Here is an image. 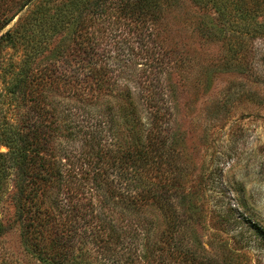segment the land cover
Returning a JSON list of instances; mask_svg holds the SVG:
<instances>
[{
    "label": "trees",
    "instance_id": "obj_1",
    "mask_svg": "<svg viewBox=\"0 0 264 264\" xmlns=\"http://www.w3.org/2000/svg\"><path fill=\"white\" fill-rule=\"evenodd\" d=\"M188 1L227 18L243 2ZM182 3L0 0V201L10 185L42 264H250L264 252L258 220L217 253L196 234L168 75L187 65L171 19ZM247 210L238 197L216 223L228 233Z\"/></svg>",
    "mask_w": 264,
    "mask_h": 264
},
{
    "label": "rangeland",
    "instance_id": "obj_2",
    "mask_svg": "<svg viewBox=\"0 0 264 264\" xmlns=\"http://www.w3.org/2000/svg\"><path fill=\"white\" fill-rule=\"evenodd\" d=\"M230 9L227 18L221 7L198 8L183 0L171 16L179 29L177 53L187 64L168 74L174 86L173 123L181 138L186 187L203 210L196 234L213 253L219 252L222 242L233 248L235 235L248 234L249 220L264 226V0H243ZM210 29L213 42L205 37ZM7 188L0 201L6 228L0 237V264H42L23 243L14 222L12 188ZM241 196L248 200L245 223L238 222L225 233L216 223L217 214ZM248 256L250 264H264L263 251Z\"/></svg>",
    "mask_w": 264,
    "mask_h": 264
}]
</instances>
